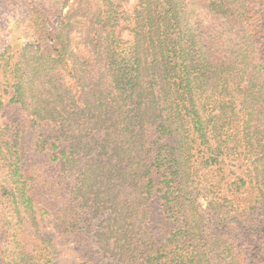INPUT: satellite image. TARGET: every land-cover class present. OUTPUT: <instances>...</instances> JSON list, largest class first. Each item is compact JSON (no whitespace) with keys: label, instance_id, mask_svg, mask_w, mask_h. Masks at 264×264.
<instances>
[{"label":"trees","instance_id":"16d2710c","mask_svg":"<svg viewBox=\"0 0 264 264\" xmlns=\"http://www.w3.org/2000/svg\"><path fill=\"white\" fill-rule=\"evenodd\" d=\"M95 1L87 54L73 47L84 3L50 25L59 47L36 38L14 62L0 53L6 263L59 254L23 166L30 122L71 178L49 208L53 231L89 230L108 264H264V0H200L206 24L189 0H139L128 45L115 38L119 5ZM69 57L81 102L60 74Z\"/></svg>","mask_w":264,"mask_h":264},{"label":"rangeland","instance_id":"374dc122","mask_svg":"<svg viewBox=\"0 0 264 264\" xmlns=\"http://www.w3.org/2000/svg\"><path fill=\"white\" fill-rule=\"evenodd\" d=\"M190 6L198 19H202L204 24L210 19L207 12L200 5V0H189ZM86 4V9H80L74 27L75 36L73 41L74 50L82 48L80 54H87L88 48L85 47L87 32L94 30V25L91 23V28L84 31L86 28L82 22H90V18L95 13L97 5L95 0H0V53H5V57L12 56L14 62L19 54L20 49L30 41L40 38L44 45L50 48L53 46L59 47L58 42L52 45L55 34L50 25L53 26L59 22L61 15H65L71 8H78L80 4ZM119 5V18L115 26V38L118 40L126 41L127 45L132 39V30L137 26L136 24V10L138 8L139 0H115ZM94 22H96L94 20ZM60 74L64 80L72 86L73 90L77 93L81 102V87L76 84L77 71L74 67L76 65L74 58H67L61 65ZM1 90L10 83V76L2 79ZM4 100H8L7 95H3ZM10 106L6 111L10 110ZM23 112V111H21ZM20 112V114H22ZM21 120L19 117H13ZM12 118V119H13ZM24 120V119H23ZM23 128L26 132L23 134V142H25L26 155L23 166L27 168L30 175L31 183L36 186L40 193V198L45 203L49 201V212H45L39 216L38 227L40 234L46 235L45 238L55 239V243L59 250L56 256L55 263L57 264H108L106 256L99 250L98 246L93 241V233L89 230L80 234L60 235L58 232L53 231L51 226L50 212L52 207L58 206L56 193H63L64 188L71 191L70 183L71 178L69 173L66 175L62 172L61 166L52 160L50 153L40 151L35 143L38 139L39 131L30 122H24ZM66 189V190H67ZM67 197L69 195L67 194ZM51 199V200H50ZM64 202V201H62ZM60 202V203H62ZM203 207H206V200L201 199ZM50 208V209H49ZM44 211V210H43ZM157 211V209H156ZM29 225V223H28ZM27 226V225H25ZM33 228H37L33 225ZM33 240V236H29ZM10 240L9 233L5 230L0 231V250ZM7 259L1 254L0 251V264H7Z\"/></svg>","mask_w":264,"mask_h":264}]
</instances>
